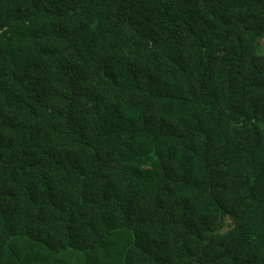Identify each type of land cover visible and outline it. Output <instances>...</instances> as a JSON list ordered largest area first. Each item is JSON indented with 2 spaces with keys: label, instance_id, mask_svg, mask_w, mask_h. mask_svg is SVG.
I'll return each instance as SVG.
<instances>
[{
  "label": "trees",
  "instance_id": "1",
  "mask_svg": "<svg viewBox=\"0 0 264 264\" xmlns=\"http://www.w3.org/2000/svg\"><path fill=\"white\" fill-rule=\"evenodd\" d=\"M264 0H0V264H264Z\"/></svg>",
  "mask_w": 264,
  "mask_h": 264
},
{
  "label": "rangeland",
  "instance_id": "2",
  "mask_svg": "<svg viewBox=\"0 0 264 264\" xmlns=\"http://www.w3.org/2000/svg\"><path fill=\"white\" fill-rule=\"evenodd\" d=\"M262 42H263V44H264V38H262Z\"/></svg>",
  "mask_w": 264,
  "mask_h": 264
}]
</instances>
